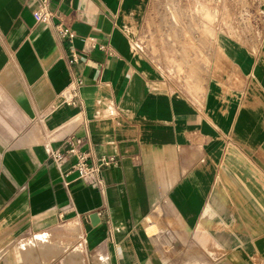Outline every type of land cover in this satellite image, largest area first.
Instances as JSON below:
<instances>
[{"label":"crops","instance_id":"obj_1","mask_svg":"<svg viewBox=\"0 0 264 264\" xmlns=\"http://www.w3.org/2000/svg\"><path fill=\"white\" fill-rule=\"evenodd\" d=\"M154 2L0 0V238L67 246L39 264H264V59L182 90L135 41ZM70 139L112 160L95 185L48 157Z\"/></svg>","mask_w":264,"mask_h":264},{"label":"rangeland","instance_id":"obj_2","mask_svg":"<svg viewBox=\"0 0 264 264\" xmlns=\"http://www.w3.org/2000/svg\"><path fill=\"white\" fill-rule=\"evenodd\" d=\"M135 41L187 92H204L217 76L244 73L254 79L255 66L264 59V0H156ZM67 232L59 228L48 236L54 241ZM35 237L14 231L3 235L0 264H39L45 254L27 247L35 240L22 241Z\"/></svg>","mask_w":264,"mask_h":264},{"label":"built area","instance_id":"obj_3","mask_svg":"<svg viewBox=\"0 0 264 264\" xmlns=\"http://www.w3.org/2000/svg\"><path fill=\"white\" fill-rule=\"evenodd\" d=\"M37 2L38 8L33 13L35 21L41 24L51 23L55 16V14L51 11V0H37ZM57 32L59 35L63 37H69L71 40L76 37L75 33L68 29H61L60 27H57ZM76 62V54H73L71 60H69V63L73 65ZM81 85L82 82L78 80L77 84L68 93H66L67 95H64L66 98L71 97V99H68L69 101L67 102L69 105L75 104L74 100L78 95V88ZM67 144L68 149L66 152L47 149L48 157L52 160L56 168L62 171L61 174L63 179H66V177L70 174H76L80 178L84 179L86 185H95L97 183V176L101 172L102 168L110 167L112 160L104 156L96 161L90 162L88 155L81 151V147L84 144V141L81 139H70ZM69 157L76 158V163L70 166L69 170L65 172L63 171V168L67 164ZM65 185L67 186L68 183L65 182ZM145 233L149 237H156L160 234V230L156 224H149L145 228Z\"/></svg>","mask_w":264,"mask_h":264},{"label":"bare ground","instance_id":"obj_4","mask_svg":"<svg viewBox=\"0 0 264 264\" xmlns=\"http://www.w3.org/2000/svg\"><path fill=\"white\" fill-rule=\"evenodd\" d=\"M47 238V237H46ZM62 243L61 242H52V241H49L47 239H43L41 237H37L35 239V241L33 242H30L28 244L27 247H29V249H32V248H37L39 249L44 255V259H46V261L48 259H50L51 255H54L57 254V251L60 247H62ZM50 256V257H49ZM53 258V257H52ZM26 259V258H25ZM53 260V259H52Z\"/></svg>","mask_w":264,"mask_h":264},{"label":"water","instance_id":"obj_5","mask_svg":"<svg viewBox=\"0 0 264 264\" xmlns=\"http://www.w3.org/2000/svg\"><path fill=\"white\" fill-rule=\"evenodd\" d=\"M96 218H97V214H93L92 216H91V220L93 221V223L96 221Z\"/></svg>","mask_w":264,"mask_h":264}]
</instances>
